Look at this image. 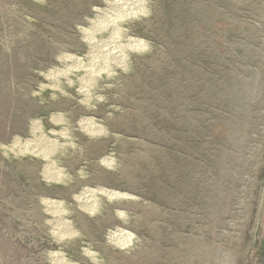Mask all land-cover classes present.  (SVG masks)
Instances as JSON below:
<instances>
[{"label": "rangeland", "instance_id": "374dc122", "mask_svg": "<svg viewBox=\"0 0 264 264\" xmlns=\"http://www.w3.org/2000/svg\"><path fill=\"white\" fill-rule=\"evenodd\" d=\"M107 1L0 0V264H54L57 252L96 264L89 249L99 264H264V0H148L128 27L149 50L102 80L88 110L76 87L42 90L44 74L86 54L80 27ZM58 112L76 147L60 156L71 179L50 183L42 159L4 147L38 119L59 129ZM83 116L108 136L84 134ZM85 187L132 199L91 216L76 199ZM47 201L71 213L64 246ZM118 228L135 237L129 251L108 243Z\"/></svg>", "mask_w": 264, "mask_h": 264}, {"label": "bare ground", "instance_id": "6f19581e", "mask_svg": "<svg viewBox=\"0 0 264 264\" xmlns=\"http://www.w3.org/2000/svg\"><path fill=\"white\" fill-rule=\"evenodd\" d=\"M96 12L97 15L88 20L89 26L80 27L88 46L86 54L81 56L64 54L59 60L60 65L44 74L50 85L42 87V90L51 88L65 96L69 95L68 87H76L82 103L88 110H93L101 99L96 91L102 80L114 79L119 70L127 71L134 54L149 50V44L143 39L133 37L128 27L149 15L148 0H108L104 7H97ZM52 121L59 129L48 131L41 119L35 120L32 124L31 138H18L14 144L4 149L8 155L42 159L47 166L45 178L50 183L66 182L71 178L62 168L60 156L70 148L76 147L73 135L75 128L63 113H55ZM79 127L91 139L107 137L109 134L108 129L92 116H83L79 121ZM102 162L108 168L114 167V160L111 157L104 158ZM76 199L83 211L94 216L101 213L104 201L120 203L131 200L132 196L107 188L85 187ZM46 203L55 216L58 241L64 246L67 236H77L73 224L67 219L71 213L66 211L64 202ZM118 215L123 222L127 221L126 212L118 211ZM108 243L129 251L135 243V237L118 228L110 233ZM86 254L94 263H100L97 253L89 249ZM67 257L69 256L64 252H57L52 254L51 259L54 264H76Z\"/></svg>", "mask_w": 264, "mask_h": 264}]
</instances>
